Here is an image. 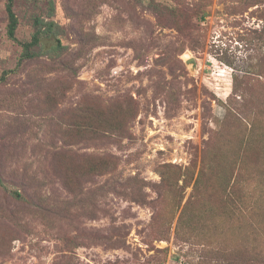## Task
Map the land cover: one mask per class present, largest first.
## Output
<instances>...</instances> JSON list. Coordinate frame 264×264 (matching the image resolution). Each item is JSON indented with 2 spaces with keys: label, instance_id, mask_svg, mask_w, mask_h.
Returning <instances> with one entry per match:
<instances>
[{
  "label": "rangeland",
  "instance_id": "1",
  "mask_svg": "<svg viewBox=\"0 0 264 264\" xmlns=\"http://www.w3.org/2000/svg\"><path fill=\"white\" fill-rule=\"evenodd\" d=\"M7 1L0 264H264V0Z\"/></svg>",
  "mask_w": 264,
  "mask_h": 264
},
{
  "label": "trees",
  "instance_id": "2",
  "mask_svg": "<svg viewBox=\"0 0 264 264\" xmlns=\"http://www.w3.org/2000/svg\"><path fill=\"white\" fill-rule=\"evenodd\" d=\"M14 0H8L7 1V5H6V9L8 12V18H9V22H8V26H7V33L8 36L11 39H15L16 36V30L18 27V16L14 11ZM53 24V21L50 22H44L42 21L40 18H36L34 21V25H35V32L32 35V38L30 41H26V42H20L21 45L23 46V54L24 56H34L36 53H34L33 48L35 46H37L40 43V39L41 36H43V34H45V26H50ZM49 29L51 30V28L49 27ZM92 118H95L96 116H90ZM208 258V257H207Z\"/></svg>",
  "mask_w": 264,
  "mask_h": 264
}]
</instances>
